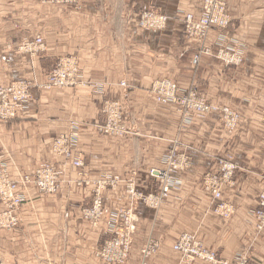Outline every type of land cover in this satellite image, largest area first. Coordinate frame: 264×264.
I'll list each match as a JSON object with an SVG mask.
<instances>
[{"label":"crops","instance_id":"0c3cea01","mask_svg":"<svg viewBox=\"0 0 264 264\" xmlns=\"http://www.w3.org/2000/svg\"><path fill=\"white\" fill-rule=\"evenodd\" d=\"M202 2L0 0V77L5 82L30 80L41 85L60 58L76 56L81 82L101 84L104 92L96 94L89 85L36 89L17 120L0 122V164L8 166L13 179L57 163L61 183L55 196H40L30 187L17 228L0 229L3 264H105L96 253L111 236L110 214L129 207L128 183L134 182L139 192L158 193L160 184L150 170L163 168L173 147L191 157L192 168L178 175L181 185L161 208L137 207L128 264H142L141 250L150 239L161 247L148 264H206L185 263L174 251L184 233L197 235L221 260L244 258L248 264H264V231H257L252 216L264 191V122L259 114L248 115L238 131L228 135L216 118L184 121L176 107L156 104L149 93L157 80L168 78L183 89L196 87L211 103L246 112L264 109V0H226L231 25L222 34L226 45L237 42L244 51L243 65L227 67L205 56L194 69L192 56L201 45L184 37L183 21L188 13L199 17ZM147 10L169 17L166 31L139 30L138 17ZM217 31L210 32L208 45L220 41ZM37 36L45 43L38 57L16 53L24 39ZM122 81L127 89L120 86ZM106 99L125 104L131 134L114 138L98 132ZM72 122L79 124L73 150L83 156L85 176L52 153L54 139L68 134ZM227 154L234 156L238 171L233 185L224 189V200L234 207L226 220L212 210L202 178ZM115 177L116 186L102 193L105 214L94 228L81 212L92 202L95 183Z\"/></svg>","mask_w":264,"mask_h":264},{"label":"built area","instance_id":"2783aa9c","mask_svg":"<svg viewBox=\"0 0 264 264\" xmlns=\"http://www.w3.org/2000/svg\"><path fill=\"white\" fill-rule=\"evenodd\" d=\"M76 0H73L75 2ZM169 17L161 12L157 14L153 11L144 13L140 20V26L149 30L163 32L167 29ZM231 24V17L225 8L223 0H203L202 11L199 17L188 13L185 17V27L187 34L196 40L203 42L206 40L210 29H227ZM23 45V46H22ZM45 50L42 38L33 40L24 39L18 52L36 56ZM223 57L228 59L231 54L225 53ZM241 57V54H240ZM234 62H242L241 58ZM201 58V53L195 58L197 63ZM239 63H236L237 65ZM78 67L73 58L61 59L47 76L45 85L40 86L34 81L22 80L9 82L4 85L0 77V122L8 124L17 117L19 109H26L32 100L33 91L36 88L50 90H63L74 87L78 84ZM124 88L127 84L122 83ZM177 92V87L168 82H160L155 87V98L159 104L174 105L177 102L173 97ZM98 93H103L98 91ZM186 101V100H185ZM201 114L209 112L204 106L198 107ZM123 106L117 103L107 102L104 105L103 115L106 121L97 126V130L102 135L114 138H123L131 134L132 129L123 121ZM241 121H224L229 134L233 135ZM79 137V124L71 123L68 134L56 137L52 144V153L60 157L67 164L76 169H81L80 176H85L83 169L86 167L83 156L74 152L73 146ZM163 168H153L150 176L160 184L158 193L145 194L137 191L134 182L128 183L127 194L129 197V207L126 209H116L110 214L111 237L98 249L97 257L105 264H128L132 248L133 237L137 231L138 216L137 207H146L157 210L161 208L169 199L174 190L182 183L178 175L186 173L192 168V159L186 153H180L179 148L173 147L165 155ZM238 164L231 154L217 161V167L203 178L205 192L212 200V210L223 218L230 219L234 213V207L224 200V189L234 183ZM118 183V177L104 178L95 183V191L92 202L85 207L82 218L93 227H98L104 217L103 191L114 188ZM60 166L57 163H47L37 168L32 175H20L18 180H14L6 164H0V229L13 231L19 224L20 212L23 204L27 201L26 193L31 186L37 189L40 196H55L59 193L60 187ZM255 226L258 232L264 231V191L259 195V206L253 212ZM174 251L181 255L185 263L202 262L206 264H248L247 260L240 258L236 261L219 259L217 254L210 250L195 234H182L173 247ZM160 250V243L149 240L141 250L142 264L154 257Z\"/></svg>","mask_w":264,"mask_h":264},{"label":"rangeland","instance_id":"374dc122","mask_svg":"<svg viewBox=\"0 0 264 264\" xmlns=\"http://www.w3.org/2000/svg\"><path fill=\"white\" fill-rule=\"evenodd\" d=\"M82 0H76L75 1V3L76 4H79V2H81ZM223 3H224V5H225V8L227 9V3H226V0H223ZM202 6H203V2H202ZM147 11H153L154 13H158L159 11H157V10H147ZM147 11H143L142 13H140V15H139V17H138V27H139V30L140 31H142V32H144V33H153V34H157V33H161V32H159V31H154V30H149V29H146V28H143V27H141L140 26V20H141V17H142V15L144 14V13H146ZM191 14H193V13H191ZM187 15V14H186ZM185 15V16H186ZM231 17V16H230ZM184 37L187 39V40H192V41H196V42H198L201 46L199 47V49L198 50H196L194 53H193V56H192V60H191V65H192V67L194 68V69H196L199 65H200V63H201V61L203 60V58L205 57V56H207V57H215L216 59H218L223 65H225V66H227V67H229V66H241V65H243L244 63H245V53H244V51L243 50H241L240 49V47L237 45V42H233V44L232 45H230L231 44V42L228 44V45H226L227 43H226V40H225V36H223V32L225 33V30H227V29H216V27L215 28H212V29H210V31H209V33H208V36H207V38H206V40L205 41H203V42H200V41H198V40H196L195 38H192V37H190L188 34H187V29H186V27H185V19H184ZM231 25V24H230ZM167 28H168V26H167ZM167 30V29H166ZM165 30V31H166ZM212 30H218L217 32H221V35H222V37H221V39H220V41H217V42H215V46H210V45H208L207 44V42H208V38H209V35H210V32L212 31ZM164 32V31H163ZM37 37H39V36H37ZM37 37H34V38H30L31 40H33V39H35V38H37ZM40 38H42V37H40ZM28 39V38H27ZM42 40H43V43H44V39L42 38ZM24 42V41H23ZM23 44V43H22ZM45 44V43H44ZM21 46V45H20ZM19 46V47H20ZM23 46V45H22ZM19 47H17L16 48V53L18 54V55H27V56H29V57H38L40 54H38V55H36V56H33V55H30V54H28V53H25V54H22V53H20V52H18V49H19ZM214 47V48H213ZM214 49V50H213ZM198 53H201V58H200V60L197 62V63H195V58L196 57H198ZM225 53H228V54H231L232 55V57L231 58H227V57H223V54H225ZM240 54H241V57H240ZM239 57L241 58V61L242 62H240L239 63V61L238 62H234V61H236L237 59L239 60ZM63 58H67V57H63ZM63 58H60L58 61H57V63L61 60V59H63ZM68 58H73V59H75L76 60V64H77V67H78V80H77V82H78V84L77 85H75L74 87H77V86H84V85H89V86H92L93 87V91H95V93L96 94H100V93H98V91H102L103 92V85H101V84H98V85H91V84H84L83 82H81V70H80V64H79V60H78V57H76V56H69ZM56 63V64H57ZM236 63H239L238 65L236 64ZM56 66V65H55ZM55 68V67H54ZM53 68V69H54ZM52 72V71H51ZM50 72V73H51ZM49 73V74H50ZM48 74V75H49ZM47 75V76H48ZM2 78V77H1ZM3 79V78H2ZM18 81H22V80H16V81H11V83L12 82H18ZM28 81H30V80H28ZM46 82H47V77H46V80H45V82L43 83V84H41L40 86H43V85H45L46 84ZM125 81H122L121 83H120V86L122 87V88H124L123 87V85H122V83H124ZM160 82H168V83H170L171 85H173L174 87L176 86L177 87V92L174 94V99L177 101V102H175L174 104H175V106L174 105H164V104H159L157 101H156V98H155V95H154V93H155V87H156V84L157 83H160ZM3 83H4V85H8V84H10V83H8V82H5L4 81V79H3ZM126 83V82H125ZM127 84V83H126ZM127 87H128V85H127ZM68 88H72V87H68ZM36 89H40L41 90V88H36ZM35 89V90H36ZM65 89H67V88H65ZM124 89H127V88H124ZM42 90H44V89H42ZM64 90V89H63ZM50 91H58V90H50ZM149 93H150V95L153 97V99H154V101H155V103L156 104H158V105H161V106H166V107H176V109H177V111L182 115V118H183V120L184 121H193L196 117L197 118H202V119H208V118H211V117H214V118H216V120L217 121H221V123H222V126H223V129L225 130V132L226 133H228V131H227V129H226V126H225V123H224V121H246L245 119H246V117L249 115V116H251L253 113H255V114H259V116H260V121H263L264 122V109H256L255 107H252V108H250V110H248L247 112L246 111H242V109H239L238 107H233L232 105H230V104H220V103H211V102H209L208 100H207V98L205 97V96H203L199 91H198V89L196 88V87H190V88H186V89H183V88H181L179 85H178V83L176 82V81H174V80H172V79H168V78H162V79H159V80H157L154 84H153V86H151V88L149 89ZM100 95H104V92L103 93H101ZM255 98V97H254ZM32 99H33V97H32ZM186 100V101H185ZM32 101V100H31ZM31 101L28 103V105H27V108L26 109H19L18 111H25V110H27L28 108H29V105H30V103H31ZM107 102H111V103H117V102H119L122 106H123V110H122V114H123V121H127V120H125V117H124V109H125V104L122 102V101H119V100H111V99H106L105 101H104V104H103V109H104V105H105V103H107ZM199 106H201L202 108L205 106L206 107V109H210L209 110V112H206L205 114H201V110L198 108ZM258 112V113H257ZM17 116H18V113H17ZM15 120H17V117L15 118V119H13L12 121H15ZM1 121V120H0ZM102 121H106V118H105V116L103 115V110H102ZM240 124H241V122H240ZM239 127H240V125H239ZM239 127H238V129H239ZM238 129H237V131H238ZM236 131V132H237ZM235 132V133H236ZM234 133V134H235ZM228 135H231V134H229L228 133ZM209 173V172H208ZM208 173H206V174H208ZM206 174H204V176L206 175ZM204 176H203V178H204ZM203 178H202V181H203ZM202 186H203V183H202ZM204 188V187H203ZM20 221V220H19ZM102 221H103V219H102ZM102 221H101V223H102ZM110 222V221H109ZM100 223V224H101ZM100 224H99V226H100ZM98 226V227H99ZM93 227V226H92ZM98 227H96V228H98ZM95 228V227H94ZM111 237V236H110ZM109 237V238H110ZM108 238V239H109ZM134 238V237H133ZM107 239V240H108ZM153 241H156L155 239H152ZM150 241H151V239H150ZM105 242V241H104ZM158 242V241H157ZM132 243H133V241H132ZM104 244V243H103ZM102 244V245H103ZM101 245V246H102ZM146 245V244H145ZM144 245V246H145ZM100 246V247H101ZM160 247H161V245H160ZM157 255V254H156ZM0 264H3L2 263V260H1V257H0Z\"/></svg>","mask_w":264,"mask_h":264}]
</instances>
